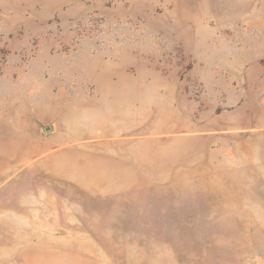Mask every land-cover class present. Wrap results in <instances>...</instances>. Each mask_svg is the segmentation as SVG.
I'll return each mask as SVG.
<instances>
[{"label":"rangeland","instance_id":"rangeland-1","mask_svg":"<svg viewBox=\"0 0 264 264\" xmlns=\"http://www.w3.org/2000/svg\"><path fill=\"white\" fill-rule=\"evenodd\" d=\"M0 264H264V0H0Z\"/></svg>","mask_w":264,"mask_h":264}]
</instances>
